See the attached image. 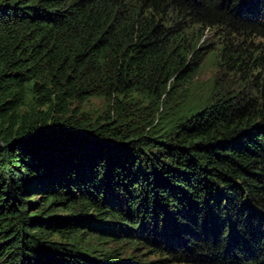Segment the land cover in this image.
Instances as JSON below:
<instances>
[{
  "label": "trees",
  "instance_id": "16d2710c",
  "mask_svg": "<svg viewBox=\"0 0 264 264\" xmlns=\"http://www.w3.org/2000/svg\"><path fill=\"white\" fill-rule=\"evenodd\" d=\"M0 264H264V0H0Z\"/></svg>",
  "mask_w": 264,
  "mask_h": 264
},
{
  "label": "rangeland",
  "instance_id": "374dc122",
  "mask_svg": "<svg viewBox=\"0 0 264 264\" xmlns=\"http://www.w3.org/2000/svg\"><path fill=\"white\" fill-rule=\"evenodd\" d=\"M214 72V65L211 54L207 55L203 61V65L200 69L199 80L206 81ZM102 108V100L98 98H92L86 105L85 109L89 112H96ZM137 253H140L137 252ZM136 253V254H137Z\"/></svg>",
  "mask_w": 264,
  "mask_h": 264
}]
</instances>
